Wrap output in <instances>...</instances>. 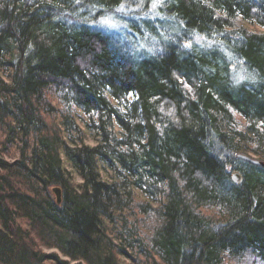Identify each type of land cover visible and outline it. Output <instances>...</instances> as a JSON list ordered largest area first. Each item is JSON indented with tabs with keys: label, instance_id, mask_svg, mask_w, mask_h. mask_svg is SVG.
<instances>
[{
	"label": "trees",
	"instance_id": "1",
	"mask_svg": "<svg viewBox=\"0 0 264 264\" xmlns=\"http://www.w3.org/2000/svg\"><path fill=\"white\" fill-rule=\"evenodd\" d=\"M150 1L0 0V264H264V0Z\"/></svg>",
	"mask_w": 264,
	"mask_h": 264
},
{
	"label": "rangeland",
	"instance_id": "2",
	"mask_svg": "<svg viewBox=\"0 0 264 264\" xmlns=\"http://www.w3.org/2000/svg\"><path fill=\"white\" fill-rule=\"evenodd\" d=\"M163 1V0H162ZM152 3H153V1H150V8H149V10L151 9V6H152ZM149 10H148V12H149ZM147 12V13H148ZM155 16H157L156 14L154 15V14H151V15H145L144 14V16H143V18H145V19H147V18H151V20H152V18H154ZM165 20V19H164ZM165 21H163L162 23H164ZM116 23V22H115ZM156 24H159L160 26H164L165 27V24H161V23H156ZM101 26V25H100ZM102 28H104V29H110V28H108V27H105V26H101ZM117 29H119V25H118V27L117 28H114V29H111V30H117ZM157 32H160L161 33V31L160 30H157ZM145 39V38H144ZM195 40H198V38L197 37H195ZM153 43V44H155L154 45V47H155V49L157 50V51H160V49H161V47H160V44L159 43H156V40L154 41V40H152V41H150L149 43H138L137 45H135L134 46V53H136L135 54V56L138 58H140L143 54H144V52L146 51V50H148L149 51V47H148V44H150V43ZM149 46H151V45H149ZM233 70V69H232ZM241 77H243V76H241V74H239L238 75V79H241ZM88 143H90L91 144V142L90 141H88ZM8 154V155H7ZM6 154V152L5 153H3V156L5 157V158H7L8 160H12L13 159V157H16L17 156V153L15 152V150H14V148L13 147H11L10 149H9V151H8V153ZM245 154H247V155H249V156H251V157H253V158H257V159H260V158H258V157H256V156H254L253 154H250V153H245ZM260 160H264V159H260ZM230 175H231V173H230ZM45 251L46 252H52V251H54V252H56V250H54V249H45ZM59 256L61 257V258H63V259H65V257L64 256H61L60 254H59ZM126 264H128V263H126Z\"/></svg>",
	"mask_w": 264,
	"mask_h": 264
},
{
	"label": "snow or ice",
	"instance_id": "3",
	"mask_svg": "<svg viewBox=\"0 0 264 264\" xmlns=\"http://www.w3.org/2000/svg\"><path fill=\"white\" fill-rule=\"evenodd\" d=\"M162 4V0H153L151 9L148 13H145V15H151V14H158L154 13V10ZM144 7L143 3L137 4V9H142ZM136 9L127 8L126 5L121 4L119 8L116 9V13H124L125 15L130 14L132 12H135ZM95 23L100 24L101 26L108 27L110 29H114L118 27V24L114 22V17L105 16L100 21H95ZM190 47V44L187 45ZM151 51V49H149ZM243 79V77H241Z\"/></svg>",
	"mask_w": 264,
	"mask_h": 264
},
{
	"label": "water",
	"instance_id": "4",
	"mask_svg": "<svg viewBox=\"0 0 264 264\" xmlns=\"http://www.w3.org/2000/svg\"><path fill=\"white\" fill-rule=\"evenodd\" d=\"M236 157L239 159L245 160V161H247V162H249L255 166H259L261 168H264V160L253 158L247 154H237ZM230 176H231V180L233 183H235V184L241 183L242 176L240 175L239 172L233 171V172H231ZM52 192L54 193V195L56 197L57 203H60L61 202V190H60V188L58 186H54L52 188Z\"/></svg>",
	"mask_w": 264,
	"mask_h": 264
}]
</instances>
